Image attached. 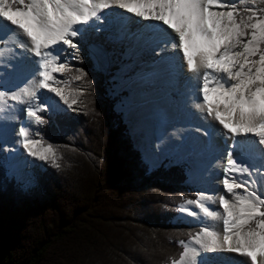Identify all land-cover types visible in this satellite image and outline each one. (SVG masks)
<instances>
[{
  "label": "snow or ice",
  "instance_id": "6c2138e0",
  "mask_svg": "<svg viewBox=\"0 0 264 264\" xmlns=\"http://www.w3.org/2000/svg\"><path fill=\"white\" fill-rule=\"evenodd\" d=\"M111 9L148 23L132 28L123 15L112 17ZM0 22L8 25L0 39L22 33L26 39L15 46L30 54L27 63L9 59L4 65L18 84L0 81V121L17 124L11 146L0 137L4 159L19 149L25 157L56 164V148L27 125H44L46 115L64 113L60 105L74 111L79 92L67 90L56 76L69 70L70 61L82 62L79 42L89 28L115 26L118 34L109 39L128 41L137 55L154 57L146 75L174 79L186 65L193 82L171 116L158 113L154 146L139 142L143 161L164 155L189 163L191 171L213 157L215 163L201 169L209 183L213 168L222 170L215 173L222 188L199 190L179 209L188 217L200 213L222 222V229L200 226L187 241H178L182 250L171 264H207V254L217 252L264 264V188L256 179L264 177V8L246 7L244 0H0ZM74 71L75 80L86 76L78 67ZM190 109L203 124L189 122ZM21 111L27 123L19 121ZM19 186L28 190L33 180Z\"/></svg>",
  "mask_w": 264,
  "mask_h": 264
},
{
  "label": "trees",
  "instance_id": "16d2710c",
  "mask_svg": "<svg viewBox=\"0 0 264 264\" xmlns=\"http://www.w3.org/2000/svg\"><path fill=\"white\" fill-rule=\"evenodd\" d=\"M83 71L79 116L44 124L57 160L38 188L21 191L0 159V264H171L198 231L172 223L195 198L183 167L148 171L109 94L115 68Z\"/></svg>",
  "mask_w": 264,
  "mask_h": 264
},
{
  "label": "bare ground",
  "instance_id": "6f19581e",
  "mask_svg": "<svg viewBox=\"0 0 264 264\" xmlns=\"http://www.w3.org/2000/svg\"><path fill=\"white\" fill-rule=\"evenodd\" d=\"M112 17L123 15L125 20L128 24H134L139 26L141 24H146L148 22L141 21L139 18L132 16L131 14H125L123 10L119 9H111ZM109 17V18H112ZM132 28H137L136 26ZM4 29L6 33H8V25L7 22H0V29ZM114 28V27H113ZM107 29L104 31H100L98 33H106L112 32V29ZM88 34H95L97 32L93 31L91 28L87 31ZM91 37V36H90ZM21 39H26L22 37V33L18 34H9L5 36L6 41V48L0 52V59L2 60V64L0 65V81L7 80L9 85L14 83V85L19 83V79L16 74L12 71L11 68H5V63L12 59L13 64H17L20 62L27 63L28 56L30 54L21 53V50L16 48V43H19ZM104 50H100L96 48L92 50V54L94 59L99 63L101 61V57L103 56L102 52ZM16 56H19V60L15 59ZM153 58V56H152ZM177 61L182 63V53H179V50H176V64ZM144 66V65H143ZM186 68V65H184ZM139 68V67H138ZM152 68L148 69V72ZM145 70V69H143ZM142 67L140 68V72L144 73V79L139 83L134 85L135 89V96L133 98V109L126 115V123L129 129L130 136L134 142V146L140 150L139 142L142 140L144 146L147 148L148 144L151 143L153 146L155 144V138L157 135L160 134V126L157 123V115L161 112H167L170 116L175 112V108L177 102L183 101L184 96L186 95V89L189 85L193 82L191 81L190 77L191 74L188 73L186 76L185 81L179 87L176 88L175 78H169L166 74L157 75L155 77L146 75L148 72H144ZM147 71V70H146ZM151 72V71H150ZM142 84V86L140 85ZM146 87L145 92L139 93V90ZM42 92L44 90H41ZM170 91H173L170 93ZM52 94H48L51 97ZM171 96H173L171 98ZM58 100V98H56ZM174 99V101H173ZM51 102V99L49 100ZM190 117L189 122L192 124H203V122L199 119L200 113L196 109H190ZM3 115V114H0ZM19 121L27 123L26 114L22 111L18 113ZM183 122V121H182ZM32 131L33 135L35 136L36 132H39L40 135V125H31L28 124ZM17 128L16 123H6L4 124L0 121V137L3 140H6L9 146L12 145L13 140L15 139L13 133ZM170 130V129H169ZM2 142V141H1ZM141 153V151H140ZM142 156V153H141ZM10 160L11 164H15L17 167L16 175H19L20 178L24 181L28 179L33 180V176L35 175L33 167L35 165V161L33 158H28L22 155L21 150H17L15 154L9 153L7 156ZM166 156L161 155L158 159L153 160L151 163H146V165L150 168L158 166V164L165 159ZM143 160V159H142ZM39 161V160H37ZM259 160H255V163ZM185 163V162H180ZM213 157L205 158L199 168L192 169L188 171L186 177L190 181L191 184L197 185L198 188H208L210 187L213 190H219L222 188V185L216 184L215 181L220 178L219 175H215V173H221L222 170L217 166L213 168V177L211 182L209 183L208 177L204 176L203 172L201 171L202 168L207 167L209 164H214ZM28 172H23L22 169L25 168ZM188 167L190 169V164L188 163ZM259 185L264 188V178L256 177ZM210 208L215 209V205H208ZM200 220L205 221V226L221 230L222 229V222L213 221L210 218L204 217L203 214H200ZM191 222H188V224ZM211 257L210 260L207 261V264H215L214 261L219 264H246V260L244 257H240L237 254L233 253H226V252H217V253H209L207 254ZM207 259V258H206ZM217 264V263H216Z\"/></svg>",
  "mask_w": 264,
  "mask_h": 264
},
{
  "label": "rangeland",
  "instance_id": "374dc122",
  "mask_svg": "<svg viewBox=\"0 0 264 264\" xmlns=\"http://www.w3.org/2000/svg\"><path fill=\"white\" fill-rule=\"evenodd\" d=\"M236 2L239 3V0H236ZM257 2H264V0H244V6L255 7L256 9H258L256 7ZM129 25L132 27L134 24L133 25L129 24ZM135 26L136 25H134V27ZM113 27H112L113 28L112 32H106V33L97 32L95 34H88L86 32L84 40H81L79 42L81 56L83 57L82 62H77L74 60L70 61L71 66L69 67V70L63 73H59L56 76L58 80H63L66 82L62 86H64L67 90L79 92V95L77 97V104L73 105L74 111L67 110L66 106L60 105L62 108L65 109V112L57 113L56 115H51V114L46 115L45 117L46 122L52 123L53 120L57 116L67 117L69 119H75L79 116V108L81 106V92L75 89V87L76 88L80 87L79 84L81 80H79L78 83L73 84L72 81L70 80V76L74 68L78 67L83 70L86 63L90 62L92 65V70L98 73L105 74L110 68H115L114 75L110 79V82H112V85L110 87L109 94L111 97L117 98V102L115 103V112L122 115L124 119V123L127 125L126 115L129 112H131L133 109V98L135 96L134 85L139 84L144 79V75H143L144 73L140 72V68L142 67V70L145 69L143 70L145 73L148 72V69H150V62L152 59H154V57L152 58V56L147 53H141L137 55L136 50L133 49V45L128 41H120L114 38L109 39L110 36L115 37L118 34L117 28L115 26ZM4 33H6V31L1 28L0 34H4ZM5 48H6V41L4 37V39H0V52H2ZM96 48H99L101 51L104 50L102 52L103 56L101 57V61L99 63L94 59L93 54H92V50H95ZM130 49H133V50L129 51ZM1 64H2V60L0 59V65ZM179 65H181V63L177 61V66ZM150 71H152V69ZM187 74H188L187 69L184 66V71L182 73H178L177 76L175 77L174 86L176 88H178L179 87L178 85H181L183 81H185ZM11 85H14V83H12ZM140 85L142 86V84ZM145 90H146V87L139 90V93H141L142 91L145 92ZM172 92L173 91H170V93ZM172 97L173 96H171V98ZM43 127L44 125L39 126L41 137H43L42 136ZM128 133H129V129H128ZM129 136H130V133H129ZM136 149L140 152L138 148ZM4 156L5 154L2 151H0L1 163L5 168L7 178L8 179L12 178L14 182L18 185L19 189L23 192H32L36 188H38L40 176L45 171V168L51 164L50 162L46 163L43 161L36 160L35 165L33 167V170L35 172L34 173L35 175L33 176V186L29 188L28 190H23L19 186L20 183L23 182V180L20 178L19 175H16V172H17L16 165L11 164L8 157L7 159H4ZM164 161H165V164H164L165 168H169L172 165L183 167V173L185 176L184 183L186 186L192 189V191L194 192V195L197 191L204 189L200 187L198 188L197 185L191 184L190 181L187 179L186 175L189 171L188 163L180 164V163L175 162L174 159L166 156L165 159L158 164V166ZM256 164L259 165L260 161L256 162ZM158 166L152 167V168L148 167V168L152 170V169L157 168ZM22 171L28 172L26 167L23 168ZM259 178H264V177L259 176ZM181 206H184V203L177 207L176 217L173 219L172 223H177V224H182V225L187 224L186 226H192V227L195 226L198 229L200 226H205V221L200 220V213H198L196 217H188L187 214L181 213L179 211ZM188 207L194 208V206H188ZM188 222H191V224L190 223L188 224ZM218 261L219 260H217V262L214 261V263L219 264Z\"/></svg>",
  "mask_w": 264,
  "mask_h": 264
},
{
  "label": "water",
  "instance_id": "95a60500",
  "mask_svg": "<svg viewBox=\"0 0 264 264\" xmlns=\"http://www.w3.org/2000/svg\"><path fill=\"white\" fill-rule=\"evenodd\" d=\"M148 171H150V169L148 168ZM184 225H187V224H184Z\"/></svg>",
  "mask_w": 264,
  "mask_h": 264
}]
</instances>
